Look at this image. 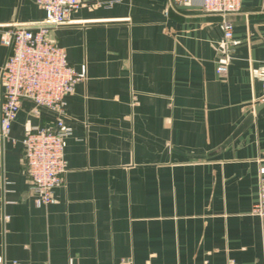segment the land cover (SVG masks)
<instances>
[{
  "label": "crops",
  "instance_id": "0c3cea01",
  "mask_svg": "<svg viewBox=\"0 0 264 264\" xmlns=\"http://www.w3.org/2000/svg\"><path fill=\"white\" fill-rule=\"evenodd\" d=\"M199 2L86 3L49 32L85 79L64 98L67 169L54 203L36 205L22 139L54 129L57 115L22 100L0 135L5 264H264L252 213L264 157V0H241L227 16ZM43 18L33 0H0V73L4 26ZM225 21L236 45L223 44Z\"/></svg>",
  "mask_w": 264,
  "mask_h": 264
},
{
  "label": "built area",
  "instance_id": "2783aa9c",
  "mask_svg": "<svg viewBox=\"0 0 264 264\" xmlns=\"http://www.w3.org/2000/svg\"><path fill=\"white\" fill-rule=\"evenodd\" d=\"M44 12V18L35 22H12L4 26L1 42L7 55L0 73V135L6 136L16 118L22 100L36 108H44L57 115L55 128L31 127L22 139L23 159L37 206L54 203V189L66 172L64 149L70 129L64 125V98L85 79V67L77 71L71 67L64 50L51 41L48 34L64 24L71 23V12L82 4L108 5L116 0H33ZM192 0H172L180 6ZM241 0H200L205 13L227 16L240 10ZM225 45H236L232 24L222 26ZM226 71L225 64L216 67L217 74ZM264 89V65L261 75ZM264 156V151H263ZM258 196L252 213L260 220L261 244L264 253V157L257 170ZM0 264H5L0 259ZM11 264H22L12 262ZM67 264H72L69 260ZM232 264V263H230Z\"/></svg>",
  "mask_w": 264,
  "mask_h": 264
}]
</instances>
